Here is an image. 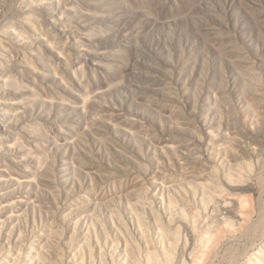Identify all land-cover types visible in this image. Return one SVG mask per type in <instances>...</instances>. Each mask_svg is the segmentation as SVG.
Returning a JSON list of instances; mask_svg holds the SVG:
<instances>
[{
	"label": "rangeland",
	"instance_id": "1",
	"mask_svg": "<svg viewBox=\"0 0 264 264\" xmlns=\"http://www.w3.org/2000/svg\"><path fill=\"white\" fill-rule=\"evenodd\" d=\"M263 79L264 0H0V128L12 137L0 158L20 178L1 177L0 192L32 196L19 205L17 264L71 251L88 263L89 247L100 264V248L117 241L122 253L123 236L134 247L122 220L137 228L135 204L147 207L157 242L149 204L163 211L168 194L198 216L180 231L175 259L156 264H191L222 219L221 201L250 197L251 223L208 263L246 264L264 241ZM185 154L194 161L182 164ZM203 183L220 198L206 208L193 198Z\"/></svg>",
	"mask_w": 264,
	"mask_h": 264
},
{
	"label": "bare ground",
	"instance_id": "2",
	"mask_svg": "<svg viewBox=\"0 0 264 264\" xmlns=\"http://www.w3.org/2000/svg\"><path fill=\"white\" fill-rule=\"evenodd\" d=\"M232 110L233 109H231V112ZM233 115H236V114H233ZM10 135L11 134L7 132V130L4 129V127L0 128V156H2L1 154H8V155L12 154V147L7 144L3 145V143L10 142V140L12 139ZM247 148L250 149L252 154L254 155L258 154L255 147L248 146ZM180 159L182 160V162H184L182 164H185L190 161H194L193 158L189 154H185ZM243 162L246 164L247 167L252 166L250 163L246 161H243ZM12 163H13L12 159H9L8 161L3 158H0V178L7 176L12 182H17L18 179L20 178L17 175L16 171L13 169ZM230 169L231 167L229 166L228 171ZM207 172L211 175H218V170L216 169L214 170V168H207ZM228 178L232 179V175L230 173L228 174ZM46 183L48 182L45 181L44 183H42L43 187L47 186ZM214 185L211 183L210 184L203 183L200 186L198 195H197V192H195L196 196H195V193H193V198H195L194 201L197 202V205H198V200H199L201 206H203V208H206L208 204L207 203L208 200H211V199L220 200L219 195H218L219 190ZM43 195L44 193H40L39 196L37 195L34 196L33 202L34 203L36 202L34 204V207L35 206H40L39 208L42 207L41 198ZM26 199H30V203H32L31 194L27 192H23V194L21 192L19 193L17 187H13L7 193L0 192V205L2 206V208L0 209V252L2 255V258L0 261L3 264H17L18 254L14 249V245L18 242V236L15 233V228L17 226L16 219L19 216L18 214L20 210L19 205L21 203L26 204V201H27ZM160 199H161V205H162L164 201L162 198ZM242 199L239 200L237 199V197H229L221 201V204L219 205V207H220V211L222 214V219L220 222L215 224L216 228L212 235L206 233L201 236L200 246L197 249V252L195 251L191 252L192 254L191 264H208L213 254L215 253L219 242H221L227 235L234 233L237 230H242L249 226V224L252 221L253 215H254V207H253L252 199L250 197H246L243 200ZM185 204L187 208L193 205L189 201L185 202ZM133 206H135L137 209L132 207L131 208L132 215L131 216L129 215L128 218L130 219V222L132 220L133 222H135L137 228H133V229L132 227L129 228L128 225L126 224V221L123 222V220H122V223H123L122 227L125 229V232L129 236V238L132 240V244L134 247H136V244L138 243H136L137 240H135L133 236L135 237L137 236L136 239L139 238L144 242L143 248H144V256H145L146 264H156L159 261V257H164L167 260L169 258L173 259L175 256L170 257V255L173 250L179 247L180 231L187 230L188 224L191 223V221L194 222L196 217L198 216V211L197 209H195L196 206H194L193 210H191V216H188L184 207L178 206L176 199L170 194H168L167 196V208L165 207L163 211L161 210L160 206L157 205V207L156 206L154 207V205L151 202L149 204L150 207L148 206L150 209L149 218H151L152 222L156 225V235L159 238L157 239L158 240L157 242H153V238L150 236V232H148L147 230L146 221L142 218L141 212L146 213L145 209L147 207L144 205H138V204H135ZM139 208L141 210H138ZM8 220H11L10 223L12 225V228L9 231V233H7L5 228L3 227V225ZM122 238L124 241L122 253L118 250L120 244L117 241H112L111 246L113 247H110L109 249L107 248L106 251H103L100 248V257H99L100 264H108L106 262V257L107 259L108 258L111 259L112 263L114 262L115 259L116 260L122 259L123 262H121V264H138L139 263L134 256V251H133L134 247L130 245L128 239H126L124 236ZM88 249H89L88 263L85 262L84 252H81L78 254L74 251H71L70 252L71 256H68V255L64 256L62 253V255L59 254V256L57 255V256L51 257L52 261L49 259L47 260L44 259V261L41 264H94L95 260H93L94 258H92L93 251L91 250L90 247ZM34 254H37V252L34 251ZM29 257L32 258V256H29ZM35 258L36 257L34 256L33 259ZM36 264H39V263H36ZM246 264H264V241L260 242L256 247L249 249Z\"/></svg>",
	"mask_w": 264,
	"mask_h": 264
}]
</instances>
